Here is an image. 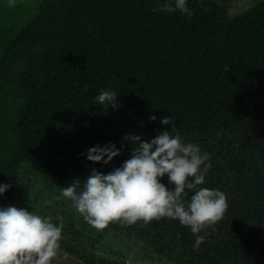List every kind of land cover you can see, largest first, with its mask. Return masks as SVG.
<instances>
[{
  "label": "trees",
  "instance_id": "16d2710c",
  "mask_svg": "<svg viewBox=\"0 0 264 264\" xmlns=\"http://www.w3.org/2000/svg\"><path fill=\"white\" fill-rule=\"evenodd\" d=\"M162 3L40 0L17 33L0 27V185L14 195L26 164L60 192L74 180L80 191L92 169L112 172L138 145L124 142L107 165L89 161L88 149H119L132 134L150 142L172 117L182 142L210 156L185 203L199 188L222 191L224 218L198 234L199 247L197 234L167 217L108 226L181 264H264V0L236 13L230 0H186L191 19L154 11ZM102 90L117 93L118 107L96 104ZM161 182L171 187L167 175Z\"/></svg>",
  "mask_w": 264,
  "mask_h": 264
},
{
  "label": "clouds",
  "instance_id": "9594fccd",
  "mask_svg": "<svg viewBox=\"0 0 264 264\" xmlns=\"http://www.w3.org/2000/svg\"><path fill=\"white\" fill-rule=\"evenodd\" d=\"M9 2L11 6L13 0ZM177 10L189 19L193 15L186 0H164L154 9L169 13ZM116 99L115 91L102 90L95 102L116 108ZM150 119L155 121L156 117ZM160 123L171 125V130L158 133L150 142L132 134L123 138L119 149L114 143L88 149L89 161L107 165L121 154L124 142L138 145L132 148L131 157L121 167L108 174L92 169L82 190L77 191L80 181L74 180L62 189L61 195L98 231L113 222L132 226L142 221L147 225L167 217L179 220L197 234L194 247H199L204 238L198 234L224 218L227 196L219 190L199 188L185 203L186 189L193 190L204 183L211 167L205 162L210 156L202 154L198 145L182 142L172 117H165ZM165 175L171 187L161 182ZM9 187L0 185V194ZM62 228V222L57 226L51 217L14 206L0 208V264H52L60 250Z\"/></svg>",
  "mask_w": 264,
  "mask_h": 264
},
{
  "label": "rangeland",
  "instance_id": "374dc122",
  "mask_svg": "<svg viewBox=\"0 0 264 264\" xmlns=\"http://www.w3.org/2000/svg\"><path fill=\"white\" fill-rule=\"evenodd\" d=\"M230 1L231 11L236 13L246 10L257 0ZM39 3L40 0H13L10 6L9 0H0V27L12 25L16 30L14 33H17L34 17ZM1 41L0 36V55ZM49 200L52 201L51 204L46 203ZM8 206L25 209L41 217H51L57 226L62 222L61 240L95 256L92 261H86L60 245L52 264H107L101 257L117 261V264H181L158 253L136 232L127 233L109 226L102 231L96 230L83 219L69 200L62 197L57 186L31 171L26 164L22 166L20 183L15 194H0V208Z\"/></svg>",
  "mask_w": 264,
  "mask_h": 264
}]
</instances>
